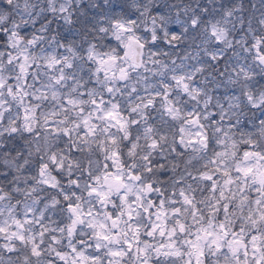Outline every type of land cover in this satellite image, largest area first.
Here are the masks:
<instances>
[{
    "label": "snow or ice",
    "instance_id": "1",
    "mask_svg": "<svg viewBox=\"0 0 264 264\" xmlns=\"http://www.w3.org/2000/svg\"><path fill=\"white\" fill-rule=\"evenodd\" d=\"M12 4L0 0V249L18 255L0 264H264V118L237 111L243 98L264 112V19L230 39L238 0L185 5L187 19L158 0L92 14L46 0L70 28L28 38ZM192 33L214 53L161 59ZM170 124L169 154L191 151L182 170L161 147Z\"/></svg>",
    "mask_w": 264,
    "mask_h": 264
},
{
    "label": "clouds",
    "instance_id": "2",
    "mask_svg": "<svg viewBox=\"0 0 264 264\" xmlns=\"http://www.w3.org/2000/svg\"><path fill=\"white\" fill-rule=\"evenodd\" d=\"M25 2L26 0H13V4L11 5V11L9 12V17L11 20L15 21V23L20 25V30L24 33L25 36L28 38H31L32 34L35 33L37 35H45L46 37L50 38V35L52 33H56L58 36L60 34H67V30L70 28V26H64L63 25V17L60 15L59 12L56 13H49L47 11H41L42 8H46V0H27V2L31 5L27 10H25ZM83 4L86 6L85 10H82L85 12V14H92V13H98L99 7H103L104 9H109V7H117L122 0H109V4H104L103 0H82ZM159 3L166 4L169 8L172 9V15L175 14V11L177 9L181 10V17L182 19H187V16H185L183 9L185 5L191 4L194 8L197 3L206 5L209 10H211L212 5L207 4V0H158ZM238 4L242 6V10L232 18V21L225 25V27L229 30V38L231 39L236 32H240L242 28H246V20L248 15H253L254 19L256 21H259L260 19H264V17L260 16L261 12H264V8H261V4H264V0H238ZM250 4H255V8H250ZM99 6V7H97ZM57 8H59V3L57 4ZM73 17L79 16L80 13L73 11L72 12ZM47 16L48 20L53 21L51 24L47 23L44 20V17ZM56 17H59L56 19ZM244 17L245 23L242 24L240 22V18ZM23 21H27V23H23ZM41 27H44L48 29L47 33H41L39 32V29ZM173 27H177L176 25H173ZM59 29V31H58ZM260 31H264V25H261L259 28ZM194 33L189 34V39L184 40L181 42H178V47H175V50H173L172 47H168L165 45V50L168 51L169 55L161 57L166 63L171 64V61L173 59L176 60L177 63H180L179 57L183 56L185 54L186 49L189 50V61L186 63H195L191 60L192 55H196L197 59H202L205 55L203 49L204 47H208L209 53H214L215 51V43L213 41L212 45H200V51L197 52L195 48L193 47V42L191 39V36H193ZM238 38V37H237ZM196 43H199V39L196 41ZM221 56L223 55H231V52L225 48L223 52L217 53ZM218 91H223V88H221ZM241 108L237 109L238 112H243L244 114L241 116L242 120L247 119H253V120H259L264 118V112L256 110V115L253 116L251 111H248L247 108H245L246 101L243 100V98L240 101ZM183 123V120L178 121L175 123L176 131H179L180 124ZM172 127L173 125H169L167 127L161 126V132L167 137V140L161 145V147L165 148L164 155L168 157L169 160H176L181 165V170L184 166V159L191 155V151L185 153V157H177L174 154H169L167 151V147L171 142L172 139ZM205 127L209 130V135L212 134V128L209 126V124L205 121ZM19 135V134H18ZM7 142V141H5ZM18 142V141H17ZM142 143H144L142 141ZM29 144H32V140H29ZM28 145L24 146L23 151L27 152ZM211 149H209V152ZM37 156L40 155V153L36 154ZM154 155L157 157V160L159 161V152L154 153ZM29 159H35V157H30ZM47 159V156H46ZM19 161V158H17ZM166 164L167 169V160L164 161ZM81 163L83 164V158H81ZM5 171H10V169L7 168V166H4ZM77 170L75 167L73 168V174H75ZM60 177L62 179V186L68 185L70 186V179L71 177L68 175L67 168L61 171ZM21 186L22 182H21ZM15 195V194H14ZM0 251L3 252V255L5 259L11 256L13 261H16V257L18 254L9 253L7 250L0 249Z\"/></svg>",
    "mask_w": 264,
    "mask_h": 264
}]
</instances>
